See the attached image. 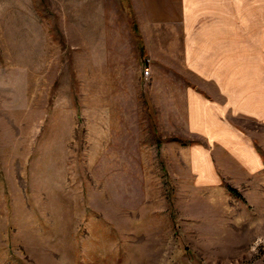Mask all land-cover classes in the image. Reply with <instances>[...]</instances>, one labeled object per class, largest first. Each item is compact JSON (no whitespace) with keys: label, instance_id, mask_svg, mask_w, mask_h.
<instances>
[{"label":"rangeland","instance_id":"374dc122","mask_svg":"<svg viewBox=\"0 0 264 264\" xmlns=\"http://www.w3.org/2000/svg\"><path fill=\"white\" fill-rule=\"evenodd\" d=\"M173 8L0 0V264H264V165L187 128Z\"/></svg>","mask_w":264,"mask_h":264},{"label":"crops","instance_id":"0c3cea01","mask_svg":"<svg viewBox=\"0 0 264 264\" xmlns=\"http://www.w3.org/2000/svg\"><path fill=\"white\" fill-rule=\"evenodd\" d=\"M172 14L190 75L187 128L224 151L231 165L259 170L264 165V0H174ZM193 149L192 165L216 163L209 144Z\"/></svg>","mask_w":264,"mask_h":264},{"label":"built area","instance_id":"2783aa9c","mask_svg":"<svg viewBox=\"0 0 264 264\" xmlns=\"http://www.w3.org/2000/svg\"><path fill=\"white\" fill-rule=\"evenodd\" d=\"M145 75H149L150 74V67L146 66L145 70H144Z\"/></svg>","mask_w":264,"mask_h":264}]
</instances>
